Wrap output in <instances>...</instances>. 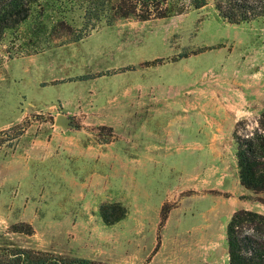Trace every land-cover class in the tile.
I'll list each match as a JSON object with an SVG mask.
<instances>
[{
  "label": "rangeland",
  "instance_id": "374dc122",
  "mask_svg": "<svg viewBox=\"0 0 264 264\" xmlns=\"http://www.w3.org/2000/svg\"><path fill=\"white\" fill-rule=\"evenodd\" d=\"M55 1L66 9L0 45V246L111 264H229L221 249L192 247L207 234L220 241L238 210L264 214V194L240 185L232 143L237 124L251 135L264 111V19L231 25L216 0L198 10L170 0L185 12L109 26L111 0ZM58 115L76 129L57 127ZM112 204L128 214L106 225L100 209ZM163 237L168 250L154 258Z\"/></svg>",
  "mask_w": 264,
  "mask_h": 264
},
{
  "label": "trees",
  "instance_id": "16d2710c",
  "mask_svg": "<svg viewBox=\"0 0 264 264\" xmlns=\"http://www.w3.org/2000/svg\"><path fill=\"white\" fill-rule=\"evenodd\" d=\"M191 4L198 10L207 5V0H191ZM107 5L111 12L106 18L109 26H113L119 19L146 22L152 19H169L185 12V7L174 6L170 0H111ZM65 7V3L59 4L55 0H0V45L10 35L17 37L23 27L43 23L41 19L49 10L56 9L58 12ZM215 8L219 17L231 25L250 24L264 19V0H216ZM83 38L79 36L75 42ZM159 61L161 60L152 64ZM2 64L0 52V66ZM89 77L82 76L78 79L84 81ZM258 123V128L251 135L239 134L241 123L237 124L234 132L240 184L246 191L256 195L264 194V111ZM127 214V208L121 204L104 205L100 209L106 225L121 222ZM167 218L168 211L165 209L161 216V226H164ZM226 238L229 264H264V214L248 209L236 211L227 225ZM159 246L160 244L155 252ZM0 264L111 263L18 246H0Z\"/></svg>",
  "mask_w": 264,
  "mask_h": 264
},
{
  "label": "crops",
  "instance_id": "0c3cea01",
  "mask_svg": "<svg viewBox=\"0 0 264 264\" xmlns=\"http://www.w3.org/2000/svg\"><path fill=\"white\" fill-rule=\"evenodd\" d=\"M83 76H90L87 80H84V81H91V80H94L96 78H99L98 75H96V76H94V75H83ZM103 76H105V75H102L100 77H103ZM77 78H79V77H77ZM234 132H235V130H233V133H232L233 134V136H232L233 145H235ZM210 142H211L210 145L208 146V148L205 149V151H207L208 154H211V155H212V153L216 154L217 145H218V142H219V138H218V134L217 133H214L213 136L210 137ZM221 142H222V140H221ZM235 149H236V146H235ZM235 157H236V151H235ZM238 177H239V171H238ZM202 237L203 236L198 237L199 241L194 243V246L192 247V248L196 249V251H195L196 254L197 253H200V254H203V253L218 254L219 249H221L220 252H222V253L225 252L228 255V247H227L226 235H224L221 238V240H220L221 242L218 240V236L216 235V233L207 234V236H205L203 238ZM180 245L181 244H180L179 241H177L175 243V246L177 248H179ZM186 245H191V244H186ZM167 250H168V244H167L165 238L163 237V240L161 241V245H160V251L158 252V254L154 258H156L157 256L161 255L163 253V251H165V253H166ZM228 259H229V257H228ZM154 261H155V259H154Z\"/></svg>",
  "mask_w": 264,
  "mask_h": 264
},
{
  "label": "water",
  "instance_id": "95a60500",
  "mask_svg": "<svg viewBox=\"0 0 264 264\" xmlns=\"http://www.w3.org/2000/svg\"><path fill=\"white\" fill-rule=\"evenodd\" d=\"M55 125L63 131L76 129L74 119L70 115H58L55 120Z\"/></svg>",
  "mask_w": 264,
  "mask_h": 264
}]
</instances>
